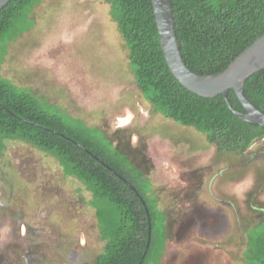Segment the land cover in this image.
Returning a JSON list of instances; mask_svg holds the SVG:
<instances>
[{
  "label": "rangeland",
  "instance_id": "1",
  "mask_svg": "<svg viewBox=\"0 0 264 264\" xmlns=\"http://www.w3.org/2000/svg\"><path fill=\"white\" fill-rule=\"evenodd\" d=\"M109 0H40L6 44L0 74L99 128L151 183L163 215L160 264H243L264 218V142L217 151L155 111L137 86ZM129 116L121 124L119 119ZM0 158V264H92L104 247L92 193L21 139Z\"/></svg>",
  "mask_w": 264,
  "mask_h": 264
},
{
  "label": "trees",
  "instance_id": "2",
  "mask_svg": "<svg viewBox=\"0 0 264 264\" xmlns=\"http://www.w3.org/2000/svg\"><path fill=\"white\" fill-rule=\"evenodd\" d=\"M39 1L9 0L0 9V65L7 42L32 25L29 13ZM109 1L129 51L135 82L155 111L198 129L217 151L242 154L254 141L264 142V127L236 116L222 94L198 95L173 75L161 48L151 0ZM170 1L181 56L196 73L221 71L264 34V0ZM243 91L264 112V68L244 81ZM228 99L235 110L245 112L233 89H229ZM10 139L31 142L52 153L63 172L76 176L92 193L90 203L104 240L103 250L92 264L161 263L163 215L150 181L131 167L99 128L0 74V158ZM149 224L150 241L144 254ZM244 243L243 264H264V218L247 229Z\"/></svg>",
  "mask_w": 264,
  "mask_h": 264
},
{
  "label": "water",
  "instance_id": "3",
  "mask_svg": "<svg viewBox=\"0 0 264 264\" xmlns=\"http://www.w3.org/2000/svg\"><path fill=\"white\" fill-rule=\"evenodd\" d=\"M9 0H0V9L3 8ZM154 16L158 29L159 41L161 48L165 55L167 64L171 69L173 75L183 84L186 88L192 92L204 96L214 97L218 94H222L225 102L231 111L239 118L258 124L264 127V112L259 110L253 105L244 95L243 86L244 81L254 72L264 68V34L257 38L252 44L246 47L238 56H236L226 68L216 73H196L189 69L183 60L180 50L178 39L175 33L173 9L170 0H151ZM233 89L241 104L243 105L245 112L235 110L228 99V91ZM1 105L12 113L5 105ZM14 114V113H12ZM75 144L80 146L85 151L92 154L95 158L99 159L87 148L74 141ZM105 166L111 169L109 165L101 161ZM124 181L132 186L127 180ZM137 192V191H136ZM138 193V192H137ZM140 196V195H139ZM143 204L145 201L140 196ZM148 220V208L145 205ZM150 241V224L148 241L146 243L145 252L149 246ZM144 254L142 258L144 257ZM140 263V262H139Z\"/></svg>",
  "mask_w": 264,
  "mask_h": 264
},
{
  "label": "bare ground",
  "instance_id": "4",
  "mask_svg": "<svg viewBox=\"0 0 264 264\" xmlns=\"http://www.w3.org/2000/svg\"><path fill=\"white\" fill-rule=\"evenodd\" d=\"M129 120V116L127 115L126 117L124 118H120L119 121L121 124H124L125 122H127Z\"/></svg>",
  "mask_w": 264,
  "mask_h": 264
}]
</instances>
